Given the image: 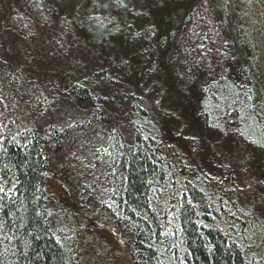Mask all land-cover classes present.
<instances>
[{"label": "trees", "instance_id": "16d2710c", "mask_svg": "<svg viewBox=\"0 0 264 264\" xmlns=\"http://www.w3.org/2000/svg\"><path fill=\"white\" fill-rule=\"evenodd\" d=\"M108 1L0 0V264H264V0Z\"/></svg>", "mask_w": 264, "mask_h": 264}, {"label": "rangeland", "instance_id": "374dc122", "mask_svg": "<svg viewBox=\"0 0 264 264\" xmlns=\"http://www.w3.org/2000/svg\"><path fill=\"white\" fill-rule=\"evenodd\" d=\"M100 1L102 3H106L105 1L110 3L108 0ZM153 1H156L157 4L160 3L158 9L162 12V14L166 13L165 7L168 0ZM164 1L165 3H163ZM178 2L179 1L176 0V5L179 4ZM139 3L140 0H137V4ZM170 7L172 8V11H174L173 8L176 10L175 2L173 5L171 4ZM121 47L122 49H125L124 46ZM50 187L55 195L59 198V201H64V198H66L67 194L65 193L63 186L54 179H51ZM76 226L78 225L74 223V227ZM86 237H89L90 239ZM84 238L86 240L85 248L88 250V255L90 257L97 258L95 264H128L127 252L120 242L117 234L113 230L105 228L101 225L99 228H94L93 230L89 231L88 235H85Z\"/></svg>", "mask_w": 264, "mask_h": 264}]
</instances>
